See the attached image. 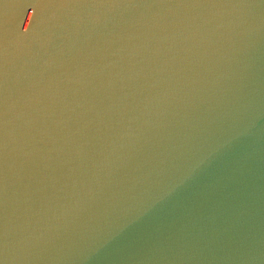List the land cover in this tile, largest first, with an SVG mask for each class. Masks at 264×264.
Listing matches in <instances>:
<instances>
[{"label": "water", "instance_id": "95a60500", "mask_svg": "<svg viewBox=\"0 0 264 264\" xmlns=\"http://www.w3.org/2000/svg\"><path fill=\"white\" fill-rule=\"evenodd\" d=\"M0 264H264V0H0Z\"/></svg>", "mask_w": 264, "mask_h": 264}]
</instances>
